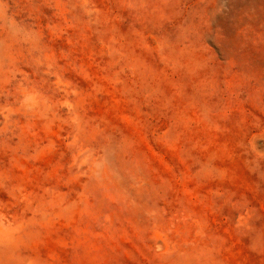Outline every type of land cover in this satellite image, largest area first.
<instances>
[{"label": "rangeland", "instance_id": "1", "mask_svg": "<svg viewBox=\"0 0 264 264\" xmlns=\"http://www.w3.org/2000/svg\"><path fill=\"white\" fill-rule=\"evenodd\" d=\"M0 264H264V0H0Z\"/></svg>", "mask_w": 264, "mask_h": 264}, {"label": "bare ground", "instance_id": "2", "mask_svg": "<svg viewBox=\"0 0 264 264\" xmlns=\"http://www.w3.org/2000/svg\"><path fill=\"white\" fill-rule=\"evenodd\" d=\"M11 221H12V220H11ZM13 221H14V220H13ZM13 221H12V222H13ZM12 222H11V223H12ZM7 224H8V222H7ZM9 227H10V226H9ZM11 227H12V226H11ZM6 230H7V229H6ZM9 230H10V228H9ZM19 238H20V237H19ZM16 241H17V240H16ZM9 242H10V241H9ZM20 245H21V244H20ZM20 245H19V246H20ZM15 248H16V247H15Z\"/></svg>", "mask_w": 264, "mask_h": 264}]
</instances>
